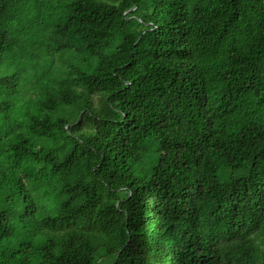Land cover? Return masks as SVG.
I'll list each match as a JSON object with an SVG mask.
<instances>
[{
  "label": "trees",
  "instance_id": "16d2710c",
  "mask_svg": "<svg viewBox=\"0 0 264 264\" xmlns=\"http://www.w3.org/2000/svg\"><path fill=\"white\" fill-rule=\"evenodd\" d=\"M0 264H264V0H0Z\"/></svg>",
  "mask_w": 264,
  "mask_h": 264
}]
</instances>
